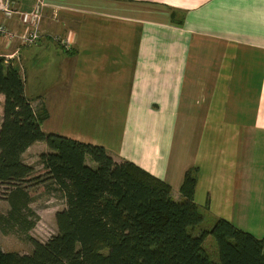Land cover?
Instances as JSON below:
<instances>
[{
    "label": "crops",
    "instance_id": "1",
    "mask_svg": "<svg viewBox=\"0 0 264 264\" xmlns=\"http://www.w3.org/2000/svg\"><path fill=\"white\" fill-rule=\"evenodd\" d=\"M41 1L39 38L0 35V55L18 56L43 130L103 145L176 199L195 166L197 204L264 235V0ZM0 21L23 28L17 14Z\"/></svg>",
    "mask_w": 264,
    "mask_h": 264
},
{
    "label": "trees",
    "instance_id": "2",
    "mask_svg": "<svg viewBox=\"0 0 264 264\" xmlns=\"http://www.w3.org/2000/svg\"><path fill=\"white\" fill-rule=\"evenodd\" d=\"M24 83L18 65L0 55V193L8 203L0 232L14 229L31 244L27 252L0 247V264H264V235L227 218L195 233L203 220L193 196L197 167L185 170L176 199L165 179L116 160L103 145L44 131L48 111L33 105ZM38 140L48 149L35 172L22 154ZM40 183L64 200L54 212L57 231L45 241L29 234L39 219L29 188ZM209 234L218 261L202 244Z\"/></svg>",
    "mask_w": 264,
    "mask_h": 264
},
{
    "label": "rangeland",
    "instance_id": "3",
    "mask_svg": "<svg viewBox=\"0 0 264 264\" xmlns=\"http://www.w3.org/2000/svg\"><path fill=\"white\" fill-rule=\"evenodd\" d=\"M9 53H13L12 57L9 58V61H12V59L16 60L15 63L17 62L16 64L19 67L18 56H16L15 52ZM5 54H3V56H5ZM26 79L27 82L31 84L35 80V77L27 71ZM183 133H185V131ZM110 137H112V133ZM183 137L184 135L178 136V134L177 136H175L174 153L178 152ZM44 147L45 150L48 149L45 141L38 140L35 142V144L31 145L28 148L29 151L26 152L23 156L24 161L34 165L35 172H39L42 170L41 165L37 161L38 154L42 152ZM29 192L32 198L29 205L39 214V219L29 230V234L38 240L45 241L52 233H55L57 231L54 212L56 209H59L64 205V200L62 197L56 194L53 189L51 190L50 187L45 188L44 184L42 183L31 186V188H29ZM0 194V208L4 209L5 204L8 203L5 202L6 199L3 197V194ZM198 205L200 211L203 214V220L195 227V233H197L201 227H211L214 221L218 218V216H216L214 213L212 214L210 210H208V207H204L203 204ZM202 244L206 251L209 253L210 257L213 260L218 261V250L214 237L211 234L207 235ZM0 247L5 250L13 249L20 252H27L30 250L31 244L23 235H21L14 229H10L7 231V233L0 232Z\"/></svg>",
    "mask_w": 264,
    "mask_h": 264
},
{
    "label": "built area",
    "instance_id": "4",
    "mask_svg": "<svg viewBox=\"0 0 264 264\" xmlns=\"http://www.w3.org/2000/svg\"><path fill=\"white\" fill-rule=\"evenodd\" d=\"M43 2L36 0L35 4L25 10H19L12 6V0H0V12L5 18L17 14L21 21L23 28L21 31H14L10 29L4 22L0 21V35L5 38L6 43L12 40L18 41L22 45H29L34 43L40 36V19L41 7ZM57 40V38L55 37ZM63 45L69 47L70 44L62 40ZM13 53L5 54V61L12 57Z\"/></svg>",
    "mask_w": 264,
    "mask_h": 264
}]
</instances>
